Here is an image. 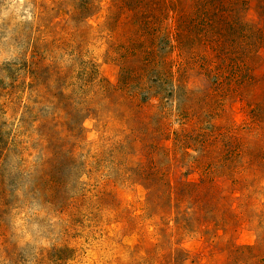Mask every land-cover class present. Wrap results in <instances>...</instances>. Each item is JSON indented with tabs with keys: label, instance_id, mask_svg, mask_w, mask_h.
<instances>
[{
	"label": "rangeland",
	"instance_id": "rangeland-1",
	"mask_svg": "<svg viewBox=\"0 0 264 264\" xmlns=\"http://www.w3.org/2000/svg\"><path fill=\"white\" fill-rule=\"evenodd\" d=\"M0 264H264V0H0Z\"/></svg>",
	"mask_w": 264,
	"mask_h": 264
}]
</instances>
